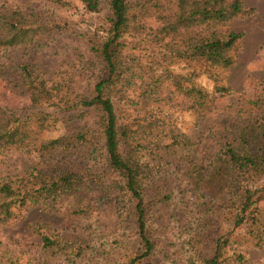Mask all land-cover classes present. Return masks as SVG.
<instances>
[{
    "label": "rangeland",
    "instance_id": "374dc122",
    "mask_svg": "<svg viewBox=\"0 0 264 264\" xmlns=\"http://www.w3.org/2000/svg\"><path fill=\"white\" fill-rule=\"evenodd\" d=\"M192 1L127 0V24L116 48L119 76L116 86L105 92L114 104L118 123L128 131L131 147L134 132V144L141 152L154 141L166 143L168 129L173 127L189 137L190 153L212 155L218 149V135L235 130L238 103L258 93L259 80L264 79V0H242L253 11L219 26L221 33L235 30L243 36L231 52L235 56L230 66L208 70L206 62L180 56L185 39L200 30L198 25L179 29L180 33L166 27L177 8ZM13 9L39 13L46 24L53 25L35 44L10 47L0 54V106L16 115H47L41 131L30 121L24 126L30 128V138L19 146L0 149V177L22 178L60 161L39 152V140L62 134L69 113L63 110V103L68 100L70 105L82 96H91L95 83L106 77L105 61L90 47L100 48L111 35L112 13L110 0H100L97 11L86 10L79 0H0V12ZM25 63L51 88L50 102L32 107L19 72ZM176 82L182 87L193 82L204 88L214 99L212 109L202 116L195 113L191 99ZM221 84L230 91L217 92ZM98 119L99 112L93 108L74 119L76 125L89 127L88 138L96 149L91 147L86 153L76 147L66 156L65 166L79 172L89 169L87 174L94 173L95 179L99 175L104 182L121 180L103 160ZM160 155L147 156L153 174L145 191L147 235L153 242L148 255L140 256L144 248L130 195L122 192L112 199L109 189L103 193L92 182L86 214L72 211L78 205L73 206L74 198L66 196L44 203L40 200L21 209V217L0 222V264H205L218 239H227L219 264H264V176L249 184L253 203L243 223L233 227L227 209L219 215L206 210L208 196L202 195H209V189L194 190L181 157ZM41 231L60 237L67 252L53 247L44 250Z\"/></svg>",
    "mask_w": 264,
    "mask_h": 264
},
{
    "label": "trees",
    "instance_id": "16d2710c",
    "mask_svg": "<svg viewBox=\"0 0 264 264\" xmlns=\"http://www.w3.org/2000/svg\"><path fill=\"white\" fill-rule=\"evenodd\" d=\"M79 1L88 11H97L100 3V0ZM110 8L111 35L100 48L90 47L105 61L108 72L106 77L95 83L91 96H82L70 105L68 100L63 103V110L69 113L64 119L62 134L55 138L39 140L37 150L48 154L50 158L60 159L61 162L57 161L54 167L37 168L22 178L19 175L0 177V207L3 208L0 212V222L21 217V209L37 204L40 200L44 203L66 196L74 198L73 206L78 205L72 211L76 214H86L90 207L88 191L90 184L94 182L103 193L109 189L112 199L122 192L130 195L134 203L138 234L144 248L140 256L148 255L153 242L147 235L148 205L145 191L153 174L148 168L147 156L154 159L164 153L181 157L194 190L208 187L209 195L202 196H208L209 207L206 210L209 214L219 215L222 209H227L233 227L239 226L246 219V210L253 203L249 184L264 176V79L259 80L258 93L238 103V124L234 126L233 132L218 135V149L212 155L203 157L198 155L196 150L190 153L192 143L189 137L173 127L168 129L170 138L166 143L154 141L153 146H148L147 151L141 152L134 144V132L131 147L128 131L118 123L114 104L110 95L105 92L116 86L115 81L119 76L120 65L116 48L119 44L117 40L127 24V0H110ZM247 10L253 11V8L244 7L242 0H193L186 6H179L166 27L180 33L179 29L198 25L200 30H197L194 37L188 36L185 39V48L180 56L206 62L207 70L225 68L233 63L234 54L231 52L235 51V45L243 34L235 30H227L223 34L219 26ZM46 22L48 21L43 20L36 12H22L16 9L0 12V54L10 47L35 44L39 35L52 30L53 25ZM19 72L32 107L40 105L43 101L50 102L53 92L32 66L22 64L19 66ZM176 85L191 99L190 108L195 113L202 116L212 109L214 99L204 88L193 82L184 87L181 83L176 82ZM230 89L228 85L221 84L217 86L216 91L224 93ZM89 108L99 112L98 130L103 136V160L109 170L112 169L122 176L121 180L111 179L106 183L99 175H96L95 179L94 173L87 174L86 170L89 169H82L81 172L84 173H81L65 166L64 160L73 149L79 147L87 153L92 147L88 138L89 127L76 125L74 121L83 117ZM74 110H77L76 113ZM38 113L16 115L0 106V149L19 146L30 138V128H24L30 121L36 122L38 130L41 131V127L47 125V115ZM121 146L125 149L121 150ZM86 175L93 176V179ZM120 198L123 199V195ZM39 234L44 250L53 247L67 252V244L60 237L46 231ZM226 243L227 239L216 240L213 255L205 264H219L220 252Z\"/></svg>",
    "mask_w": 264,
    "mask_h": 264
}]
</instances>
